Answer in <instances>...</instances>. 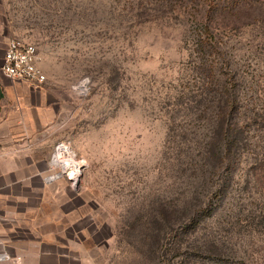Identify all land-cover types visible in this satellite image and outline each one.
<instances>
[{"label":"rangeland","instance_id":"374dc122","mask_svg":"<svg viewBox=\"0 0 264 264\" xmlns=\"http://www.w3.org/2000/svg\"><path fill=\"white\" fill-rule=\"evenodd\" d=\"M0 27L48 91L0 264H264V0H0Z\"/></svg>","mask_w":264,"mask_h":264},{"label":"crops","instance_id":"0c3cea01","mask_svg":"<svg viewBox=\"0 0 264 264\" xmlns=\"http://www.w3.org/2000/svg\"><path fill=\"white\" fill-rule=\"evenodd\" d=\"M8 40L0 32V65ZM47 92L44 84L9 78L0 71V178L27 182L34 176L32 169L39 164L35 145L47 122L43 110L47 112L48 104L42 100ZM22 167H30V172L18 177Z\"/></svg>","mask_w":264,"mask_h":264},{"label":"built area","instance_id":"2783aa9c","mask_svg":"<svg viewBox=\"0 0 264 264\" xmlns=\"http://www.w3.org/2000/svg\"><path fill=\"white\" fill-rule=\"evenodd\" d=\"M37 45L18 37L8 40L0 71L9 78L22 79L31 84H43L47 76L39 65ZM3 113L0 107V117ZM9 259L6 252H0V262Z\"/></svg>","mask_w":264,"mask_h":264},{"label":"bare ground","instance_id":"6f19581e","mask_svg":"<svg viewBox=\"0 0 264 264\" xmlns=\"http://www.w3.org/2000/svg\"><path fill=\"white\" fill-rule=\"evenodd\" d=\"M64 153H65V149L64 146H62L59 148L58 152L54 157L53 165L55 167L61 166L62 169L64 170L63 172L67 174L70 178L74 179V181L76 182L79 175L81 174L82 165L73 158L64 157ZM59 176L60 175H56L54 177H51L50 179H54Z\"/></svg>","mask_w":264,"mask_h":264},{"label":"trees","instance_id":"16d2710c","mask_svg":"<svg viewBox=\"0 0 264 264\" xmlns=\"http://www.w3.org/2000/svg\"><path fill=\"white\" fill-rule=\"evenodd\" d=\"M223 115H224V113H223ZM223 120H225V115H224V117H223ZM226 140H227V141L224 143V149L220 150V154H223V153H224V150H225V151H228V149H227L226 147L228 146L229 141H228L227 138H226Z\"/></svg>","mask_w":264,"mask_h":264}]
</instances>
